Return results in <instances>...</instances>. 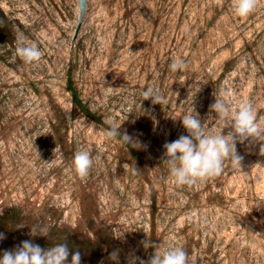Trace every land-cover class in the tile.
Masks as SVG:
<instances>
[{
  "label": "rangeland",
  "instance_id": "rangeland-1",
  "mask_svg": "<svg viewBox=\"0 0 264 264\" xmlns=\"http://www.w3.org/2000/svg\"><path fill=\"white\" fill-rule=\"evenodd\" d=\"M79 2L0 0V256L25 240L67 242L81 264H128L150 259L149 240L198 264H264L259 142L237 143L241 168L225 161L194 185L173 184L161 162L164 143L187 135L185 114L213 125L209 105L223 90L264 118V0L246 17L231 0H88L72 47ZM19 33L40 49L38 62L15 55ZM174 57L183 71L169 70ZM70 69L96 116L75 104ZM149 86L166 102L143 100ZM109 124L140 157L105 136ZM77 150L93 157L83 178ZM45 227L47 236L31 235Z\"/></svg>",
  "mask_w": 264,
  "mask_h": 264
},
{
  "label": "clouds",
  "instance_id": "clouds-1",
  "mask_svg": "<svg viewBox=\"0 0 264 264\" xmlns=\"http://www.w3.org/2000/svg\"><path fill=\"white\" fill-rule=\"evenodd\" d=\"M231 5L236 16L246 17L256 9L258 0H231ZM15 55L22 62L31 64L38 62L42 53L35 43L28 42L27 37L19 33L16 36ZM186 67V62L177 57L169 64L171 72L183 71ZM142 96L143 100L151 99L153 104L162 105L166 102L158 90L151 86L143 91ZM214 96V102L209 105V113H215L213 125L206 128L195 111V114H185L180 120L187 135H180L176 140L163 145L161 162L167 167L171 182L177 186L194 185L218 176L224 169L225 161H229L233 168H241L242 157L237 153V143L259 142L260 154L264 156V118H258L251 103L237 105L230 90H223ZM226 128L230 131L225 135L223 133ZM104 134L108 138L119 136L122 142L135 147L133 138L126 132H120L113 124H109ZM92 165L93 157L88 151H76L72 166L80 177H86ZM46 233V227L31 231L33 236H47ZM3 239L5 236L0 233V240ZM142 243L145 248H155L153 255L148 261L132 255L128 264H137V261L139 264H198L181 246L162 247L151 244L149 240ZM70 255V264H81L80 251L71 252L67 242L45 249L31 240H25L14 250L4 251L0 256V264H68ZM109 259L118 261V252L110 253Z\"/></svg>",
  "mask_w": 264,
  "mask_h": 264
},
{
  "label": "trees",
  "instance_id": "trees-1",
  "mask_svg": "<svg viewBox=\"0 0 264 264\" xmlns=\"http://www.w3.org/2000/svg\"><path fill=\"white\" fill-rule=\"evenodd\" d=\"M1 35V34H0ZM68 89L72 92L73 100L75 104L87 115L89 116H96L95 113L90 109L88 103L84 101L81 92L75 85L74 79L72 77V69L69 70V79H68ZM131 146V145H130ZM134 154L140 157V152L133 146H131Z\"/></svg>",
  "mask_w": 264,
  "mask_h": 264
},
{
  "label": "water",
  "instance_id": "water-1",
  "mask_svg": "<svg viewBox=\"0 0 264 264\" xmlns=\"http://www.w3.org/2000/svg\"><path fill=\"white\" fill-rule=\"evenodd\" d=\"M87 8H88V0H80L79 2V17H78V23H77V26H76V31H75V34H74V38L72 39V47H73V43L75 42V36H76V33H77V30L78 28L81 26L83 20H84V17H85V14L87 12ZM261 8H264V6H262Z\"/></svg>",
  "mask_w": 264,
  "mask_h": 264
}]
</instances>
